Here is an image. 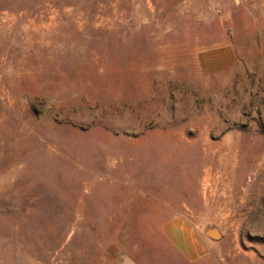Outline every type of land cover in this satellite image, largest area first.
I'll use <instances>...</instances> for the list:
<instances>
[{
  "label": "rangeland",
  "instance_id": "374dc122",
  "mask_svg": "<svg viewBox=\"0 0 264 264\" xmlns=\"http://www.w3.org/2000/svg\"><path fill=\"white\" fill-rule=\"evenodd\" d=\"M0 264H264V0H0Z\"/></svg>",
  "mask_w": 264,
  "mask_h": 264
},
{
  "label": "crops",
  "instance_id": "0c3cea01",
  "mask_svg": "<svg viewBox=\"0 0 264 264\" xmlns=\"http://www.w3.org/2000/svg\"><path fill=\"white\" fill-rule=\"evenodd\" d=\"M163 232L188 261L197 262L209 256V241L212 238L208 234H202L182 217H175L167 222L163 226Z\"/></svg>",
  "mask_w": 264,
  "mask_h": 264
},
{
  "label": "water",
  "instance_id": "95a60500",
  "mask_svg": "<svg viewBox=\"0 0 264 264\" xmlns=\"http://www.w3.org/2000/svg\"><path fill=\"white\" fill-rule=\"evenodd\" d=\"M207 234L213 239V240H218L220 239L221 235L218 230L213 229V230H208Z\"/></svg>",
  "mask_w": 264,
  "mask_h": 264
}]
</instances>
